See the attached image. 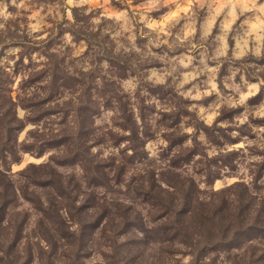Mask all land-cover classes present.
<instances>
[{
    "label": "rangeland",
    "instance_id": "374dc122",
    "mask_svg": "<svg viewBox=\"0 0 264 264\" xmlns=\"http://www.w3.org/2000/svg\"><path fill=\"white\" fill-rule=\"evenodd\" d=\"M0 116V264L262 259L264 0H0Z\"/></svg>",
    "mask_w": 264,
    "mask_h": 264
},
{
    "label": "trees",
    "instance_id": "16d2710c",
    "mask_svg": "<svg viewBox=\"0 0 264 264\" xmlns=\"http://www.w3.org/2000/svg\"><path fill=\"white\" fill-rule=\"evenodd\" d=\"M0 119L2 121V124H0V135H2V132L4 133V130H6V132L9 134L10 129H12V124H14L12 122V118L5 120L4 116H0ZM21 126V124L19 125ZM3 141H6V139H4ZM172 203H170L169 205L166 206H172ZM187 207H184L182 209H177L175 207L168 208L165 214H168V211L175 210L178 211L176 212V218L174 219L175 221L178 222H174L172 223L170 229L172 230V234L173 236L176 235H180V236H184L183 239H181V242H185L187 244H191L192 246V241H191V237L190 236H197V238L195 239L196 242L198 243L200 241V239H198V237L202 238L201 243H208L205 245L204 248H210L211 246H225V244H229V239H222L221 237L226 238V235H229L230 233H228L229 230H231L232 228H234L235 226L241 224L245 218V213L243 212V208H239L240 212H237V216H235V219H232V215L228 218H224V214H218V209L217 211H212V213H207L205 212L202 208L198 209V210H192V209H186ZM6 209L5 203L2 204V206L0 207V213L3 212V210ZM43 210H45V208H42ZM47 210L51 211L48 207L46 208ZM184 212V215H182ZM198 212V213H197ZM188 213H191V215H195L197 218V222L196 225L191 226L189 224H186L185 217L188 215ZM214 214H216V218L214 216ZM184 216V217H182ZM242 216V217H241ZM181 218V219H180ZM215 218V219H214ZM240 218V222L237 225H233V222ZM233 220V221H232ZM222 222V223H221ZM4 223V222H2ZM1 221H0V227H1ZM213 223H216L217 225H212ZM212 225V226H211ZM241 227H237L233 230L232 234L235 232V230H240ZM249 228V227H248ZM243 231V230H242ZM218 234H222V236H217ZM218 238V239H216ZM17 239V235L15 234L14 240L12 237L11 240V244L7 243L8 242V236L5 234L0 233V252L4 253L7 252L6 249L8 248L9 251H13L14 249H16L18 242L16 241ZM196 243H194L195 245ZM245 264H257V263H253V261H251V259L249 258V260L246 261ZM259 264H264V253L262 255V259H259Z\"/></svg>",
    "mask_w": 264,
    "mask_h": 264
}]
</instances>
